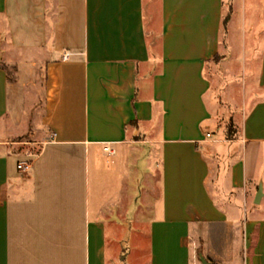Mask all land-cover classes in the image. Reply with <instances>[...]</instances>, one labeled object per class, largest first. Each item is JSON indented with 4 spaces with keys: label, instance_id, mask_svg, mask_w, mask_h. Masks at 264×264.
Here are the masks:
<instances>
[{
    "label": "crops",
    "instance_id": "1",
    "mask_svg": "<svg viewBox=\"0 0 264 264\" xmlns=\"http://www.w3.org/2000/svg\"><path fill=\"white\" fill-rule=\"evenodd\" d=\"M263 16L0 0V264H264ZM219 117L236 132L215 138Z\"/></svg>",
    "mask_w": 264,
    "mask_h": 264
},
{
    "label": "rangeland",
    "instance_id": "2",
    "mask_svg": "<svg viewBox=\"0 0 264 264\" xmlns=\"http://www.w3.org/2000/svg\"><path fill=\"white\" fill-rule=\"evenodd\" d=\"M150 12H151V8L147 4L146 16L148 18L147 25H148V28L149 29L152 28V23H150L151 22L150 21ZM260 20H261V27L262 26L264 27V16ZM238 27H239V30L241 29V32H242L243 31V27H241L240 22L238 24ZM240 54H241V51H240ZM237 57H235V58H237ZM238 58L240 59V55H239ZM243 74L244 73L242 71H240L239 76H241ZM9 75H12V72H9ZM216 91H218V88H216ZM232 94H233L232 95L233 102L234 103H241L242 104V102H243V100L245 98L244 88L241 87V88H238V89H235V90L233 89ZM224 122H226V121L221 120V118L219 117V118H217V124H219V125L208 130L217 139H220V138H223L224 137V127H225V124H227L228 132L230 134H234L236 132L237 128H238V125L235 122H233V121L226 122L225 124H224ZM26 131H27V129H25V133L26 134H24L23 136H21V138L23 140H29L30 139L29 134ZM19 150L20 151L23 150V152L25 153L27 150H30L31 151L32 149L30 148V146H22L21 148H19ZM144 178H145V175L143 174L142 170L141 169H137V172H136V180H137V183H136L137 184V187H136L137 188V190H136L137 206H138V202H139L138 201V199H139V191L142 190V187H143L142 186V181L144 180Z\"/></svg>",
    "mask_w": 264,
    "mask_h": 264
},
{
    "label": "built area",
    "instance_id": "3",
    "mask_svg": "<svg viewBox=\"0 0 264 264\" xmlns=\"http://www.w3.org/2000/svg\"><path fill=\"white\" fill-rule=\"evenodd\" d=\"M69 58L68 54H65L63 57V60H67ZM207 138H210L211 135L207 134L206 135ZM32 168V155L30 153L27 154L26 158L21 160L18 164H17V169L20 172L26 173L29 172Z\"/></svg>",
    "mask_w": 264,
    "mask_h": 264
},
{
    "label": "water",
    "instance_id": "4",
    "mask_svg": "<svg viewBox=\"0 0 264 264\" xmlns=\"http://www.w3.org/2000/svg\"><path fill=\"white\" fill-rule=\"evenodd\" d=\"M263 196V193H262V188L261 186L259 187V190H258V193L256 195V198H255V204H259L260 202V199L261 197ZM200 263L201 264H211L209 263L204 257L200 256Z\"/></svg>",
    "mask_w": 264,
    "mask_h": 264
}]
</instances>
